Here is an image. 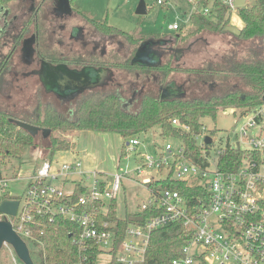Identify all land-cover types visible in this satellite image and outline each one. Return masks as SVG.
I'll use <instances>...</instances> for the list:
<instances>
[{"label":"built area","instance_id":"obj_1","mask_svg":"<svg viewBox=\"0 0 264 264\" xmlns=\"http://www.w3.org/2000/svg\"><path fill=\"white\" fill-rule=\"evenodd\" d=\"M169 0H155L163 5ZM191 7L188 17L198 13L212 19L218 11L226 10L237 14L235 0H185ZM171 31L180 30L177 24L169 26ZM234 113V109H225ZM241 117L247 119L240 128L235 145L227 142L214 148V139L205 133L195 137L200 162L187 157L183 142L174 147L170 142L162 146L153 156H143L137 172L142 176L146 170L155 176L143 179L144 187L150 182H179L190 191L181 194L171 189L147 188V200L138 206L139 211L147 210L153 215L142 226H129L115 252L116 264H135L143 261L151 232L181 223L191 235L181 249V256L171 264H197L201 259L205 264H264V105L240 110ZM172 125L187 132L185 125L177 119ZM211 139L206 144L205 139ZM139 139L126 143L127 150H135ZM227 150L245 152L241 164L234 171L219 168V157ZM255 154L259 157L253 158ZM79 157L72 160L43 161L27 177L23 191L24 203L14 216L0 214L6 218L16 234L26 243L35 240L31 229L37 218L46 217L51 222L62 217L77 226L78 233L72 243L85 252L96 245L108 252L115 245L114 224L99 218L106 214V207L88 209L89 205L116 201L128 173L112 175L110 183L101 180L100 173L83 168ZM73 183L65 192L62 185ZM83 189L74 200V183ZM61 184V185H60ZM9 181L0 178V192L7 190ZM117 209V208H116ZM116 217L117 214H116ZM78 264H85L79 262Z\"/></svg>","mask_w":264,"mask_h":264},{"label":"trees","instance_id":"obj_2","mask_svg":"<svg viewBox=\"0 0 264 264\" xmlns=\"http://www.w3.org/2000/svg\"><path fill=\"white\" fill-rule=\"evenodd\" d=\"M16 0H0L4 6H12ZM252 4H246L237 8V16L242 22L239 28L240 35L234 36L239 41L264 43V0H251ZM214 18H204L200 14H193L187 26L178 30L174 35L173 45L184 47L188 38L199 36L203 32L217 34L228 33L225 27L230 26L227 11H218ZM84 16V15H83ZM92 25L97 27L103 34H113L124 37L132 45L137 46L145 40L142 34L130 35L109 26L105 21H95L86 16ZM188 29V30H187ZM182 30H187L182 34ZM147 35L146 37H148ZM181 62V61H180ZM179 62V63H180ZM224 67L218 68H183L172 61H166L158 71L161 72V81L164 84L173 73H191L192 80L187 81L190 85L201 82L208 85L218 83L226 87L223 95L212 96L207 100L182 99L161 101L158 94L142 93L130 109L123 108L122 100L118 95L107 94L104 96L90 94L80 98L74 103L71 117L65 116L49 104L37 105L33 115L18 118L10 113L0 111V166H11L12 161H17L18 166L24 156L30 150L40 148L38 155L40 163L52 157L59 151H67L73 144L65 143L53 136L54 132L84 131L98 134H115L129 141L148 132L154 127H159L160 135L168 138L180 139L186 148L187 157L200 162L199 150L195 137L202 133L201 119L210 116L215 117L220 109L247 110L256 106L264 105V60L260 62H237L229 55L225 59ZM211 65V64H210ZM200 72V76L196 77ZM210 79H204V75ZM215 75L216 77H212ZM235 79V83L226 85L227 80ZM244 86L245 89L241 90ZM185 87V82H184ZM186 90V88H185ZM243 97V99H242ZM137 106L134 111L133 108ZM177 119L185 125L188 131H182L172 125L171 121ZM15 121H22L40 130L48 129L51 133L43 138L39 133L31 136L25 130L17 127ZM125 153L124 147L121 155ZM248 157L245 152L227 150L219 157V168L223 171H234L239 167L243 158ZM259 157L255 154L253 158ZM40 163L38 165H40ZM37 165V167H38ZM2 178V177H0ZM15 178V177H14ZM4 179H7L4 177ZM147 188L171 189L187 194L190 191L179 182L167 181L150 182ZM83 189L77 182L74 183L73 198L77 199ZM19 201L18 196L8 193L7 190L0 192V204L4 201ZM106 207V214L99 218L114 224L115 245L108 252L101 251L96 245L82 252L72 243L78 233L77 226L62 217H55L51 222L46 217L37 218L34 225L27 226L31 229L35 240L26 241L31 259L34 264H103L105 256L109 258L106 264L115 263V252L125 236V229L129 226H142L153 213L147 210H128L122 217H116V203L110 201L108 205L97 203L89 205L88 209ZM2 218V216H0ZM191 235L184 229L181 223H174L167 227L157 229L150 234L143 261L135 264H171L172 260L181 256L182 247L188 242ZM197 264H205L197 259Z\"/></svg>","mask_w":264,"mask_h":264},{"label":"rangeland","instance_id":"obj_3","mask_svg":"<svg viewBox=\"0 0 264 264\" xmlns=\"http://www.w3.org/2000/svg\"><path fill=\"white\" fill-rule=\"evenodd\" d=\"M141 0H72V6L74 12L84 15L95 21H105L109 26L118 29L119 31L130 34L144 35L145 39L148 38H163L177 35L176 31H171L169 26L177 24L181 29L187 26L188 17L191 12V7L185 2V0H169L163 5L156 4L155 0H142L146 5V13L142 16L136 15V8ZM251 0H246V6L251 5ZM80 15H74L70 22L74 24L87 23ZM83 16V17H84ZM230 26L240 28L242 22L235 13H231L228 16ZM88 26V24H87ZM47 31L49 27L47 26ZM188 30V29H187ZM187 30H182V34H185ZM92 32V30H89ZM49 33V32H48ZM149 35L148 37H146ZM53 40L57 39L56 35H53ZM173 39V37L171 38ZM116 40L120 44L125 45V52L129 54L131 59L133 51L136 46L127 45V42L122 36H116L114 44H107L106 56L104 59L107 61H122L118 57H114L113 50L116 48ZM104 43H101L102 45ZM192 44L190 50H186L189 45ZM1 45V41H0ZM54 52L57 54L56 45L54 43ZM1 48V46H0ZM183 58L178 63L183 68L205 69L218 68L220 64L225 62V59L230 56L239 62H260L264 60V43L262 42H247L239 41L234 35L229 33L217 34L211 32H203L199 36L188 38L187 44L184 46ZM61 51L64 50V46L60 47ZM5 53V50H3ZM109 54L112 55L109 59ZM124 55V53H121ZM103 55V50L99 53ZM13 65H19V53L18 49L13 52ZM119 56V55H118ZM97 57V56H96ZM121 57V56H119ZM114 58V59H112ZM164 63L168 61L163 58ZM122 63L120 66L115 67V78L112 81L119 83L116 87L109 86V88L101 90L95 88L94 90H101L98 95L104 96L109 92H113L124 103L129 97L131 91L128 90V85L135 80L136 74L139 77L140 83L145 74L140 69H129L128 61ZM163 63V64H164ZM175 64V62H173ZM211 64V65H210ZM213 67V68H212ZM200 72L196 77H199ZM204 75V74H203ZM193 75L191 73H173L169 76L168 80H174L177 84L184 85L185 93H187L188 99H203L207 100L212 96L223 95L226 92V87H221L218 83H209L208 85L201 82H196L190 87L187 81L192 80ZM208 75H204V79L208 78ZM212 77H216L213 75ZM227 80L226 85H232L235 83V79ZM151 85V81L148 80ZM129 84L127 85V83ZM144 82V81H143ZM19 87L12 81L10 75L0 73V111L20 114H31L36 106V99H46L45 94L36 82V79L28 78L20 80ZM138 85V84H137ZM149 88V86H148ZM152 88V86H151ZM154 89V88H152ZM245 87L242 86L241 90ZM155 91V90H154ZM151 93L156 94V91ZM88 93H85L83 97H86ZM186 96V94H185ZM184 96V97H185ZM50 98V97H49ZM52 99V98H51ZM73 104V103H72ZM137 106L133 108L135 111ZM228 110V109H227ZM65 116L71 117L72 113L69 112ZM241 112L238 109H234V113H227L225 110L220 109L217 111L215 117L207 116L201 119L202 128H205V133L210 135L214 139V148L224 146L227 142L235 145L238 141L240 128L243 127L247 119L241 117ZM84 131H68V132H54L53 136L58 140H63L65 143L73 144V147L67 151L57 152L55 158L57 160H68L70 153L74 156H79L82 161L83 168L93 170L101 174V180L110 183L112 175L128 173L127 178L123 179L120 193L114 201L116 208L120 207L121 211L125 210V205L128 210H136L138 206H141L143 202L147 200L148 192L146 187L143 186L142 181L145 178L155 176L154 171L146 170L144 175H140L137 172V168L140 166V159L143 156H153L157 150L164 146L167 142H170L174 147H177L180 142L177 138H168L160 135L159 127H154L148 132L136 137L139 139V145L135 146V150H127L126 143L121 137L115 134H89L81 133ZM124 147L125 153L121 155ZM40 148H36L27 152L24 156L22 163L18 166V162L12 161L13 169L11 166H0V177L7 178L9 181L8 193L19 197L21 206L24 203L23 191L26 185L27 177H29L40 163L38 155L41 153ZM77 154V155H76ZM53 158V157H52ZM63 158V159H61ZM15 177V178H14ZM61 185V184H60ZM73 187V183L66 182L62 185L65 192H68ZM264 221V216H263ZM107 256L103 259V264L108 262ZM0 264H23L17 259L12 248L5 245L0 250Z\"/></svg>","mask_w":264,"mask_h":264},{"label":"flooded vegetation","instance_id":"obj_4","mask_svg":"<svg viewBox=\"0 0 264 264\" xmlns=\"http://www.w3.org/2000/svg\"><path fill=\"white\" fill-rule=\"evenodd\" d=\"M56 1L57 0H16L12 8L5 11L3 17L4 22L0 27V73L10 75V78L12 81H15L18 87L20 80L28 78L36 79V82L46 96V99H36V106L30 115L27 113L20 115L10 114L18 118L29 117L34 114L38 104L44 103L53 106L59 112L69 116V112L73 114L74 103L80 100L85 93L90 95L93 94V92L105 91L109 86L116 87L119 85V83H112L115 78L114 68L120 66L122 63H127L126 61H128L127 67L129 69L133 70L137 68L142 70L145 74L148 73V75L144 77V82L142 81L140 83V76L136 74L134 82L130 84L129 82L127 83V85L129 84L128 90H130L131 93L130 97L122 103L123 108L130 109L133 103L137 101V98L144 92L151 93V91H156V94H158L160 98L161 90L167 84L174 83L176 89L182 85L177 84L173 79L163 84L161 81V72L158 71L160 66L164 63L163 58L166 57L169 61L175 62V64L179 63L183 58V56L180 57L181 59L178 58V52L185 48L173 45L174 36H169L165 39H163L164 37L159 39L151 38L154 41H161V43L156 44V46H153L149 51L143 50L142 54L148 55V52H151L152 57L159 58L160 65L158 67L139 65L148 63L144 61V58L141 57L142 55L135 60L137 63L132 64V60L141 42L136 46L130 59L129 54L125 52V45L120 44V42L116 40L117 49L113 50V56L122 59V61H107L104 59V56L107 55L105 46L107 44L113 45L114 39H116L118 35L103 34L97 27L92 25L87 18L74 12L72 0H69V13L56 6ZM75 14L80 15L87 23L74 24L70 22ZM47 26L49 27L48 31L46 30ZM89 30H92V32ZM53 35L57 36L56 40H53ZM172 37L173 39H171ZM125 41L127 45L133 46L126 39ZM24 42L25 47L23 48ZM54 43L58 51L57 54L54 52ZM101 43L104 44L100 45ZM63 46L64 50H59L60 47ZM16 49H18L19 53V65L17 66L13 65L12 62L14 57L13 52ZM3 50H5V53H3ZM102 50L103 55L100 56L99 53ZM121 53H124V55ZM111 56L112 55L109 54V59ZM48 67H53L54 69L63 67L75 72H82V70L86 68L101 70L103 75L107 72L105 76H107L108 80H103L101 86L95 87L101 89L99 91L94 90L95 88L85 90L73 100L65 101L60 99L58 95H56V92L47 93L44 89L41 83L40 73L43 69ZM148 80H153L150 82L151 85ZM151 86L154 89H152ZM182 86L184 88V85ZM91 90H93V92L89 94ZM108 94L117 95L113 92H109Z\"/></svg>","mask_w":264,"mask_h":264},{"label":"water","instance_id":"obj_5","mask_svg":"<svg viewBox=\"0 0 264 264\" xmlns=\"http://www.w3.org/2000/svg\"><path fill=\"white\" fill-rule=\"evenodd\" d=\"M56 2V6L62 8L63 11L69 13V0H57ZM235 4L238 7H243L246 4V0H235ZM145 13L146 5L141 0L136 8V15L142 16ZM225 31L234 36L240 35V30L234 26L225 27ZM25 42L23 44V48L25 47ZM160 43L161 41H154L151 38L141 42L135 53V57L132 60V64L137 63L135 62V60L137 59V57L142 55L141 57H143L144 61L148 63H142L139 65L148 67H158L160 65V60L158 57H152L151 52H148V55L142 53L143 50L149 51L153 46H156V44ZM191 47L192 44L189 45L186 50H190ZM183 53L184 50H180L178 52V58L182 57ZM105 73L103 75V72H101V70H93L91 68H86L82 70V72H75L65 69L63 67H57V69H54L53 67H48L46 69H43L40 74L41 83L47 93L56 92V95H58L60 99L70 101L78 95L82 94L85 90L101 86L103 80H108L107 76H105ZM185 94V89L182 85L176 89L174 87V83H169L161 90L160 100H178L184 98ZM15 124L17 125V127L25 130L31 136H36L40 133L43 138H47L48 135L51 133V131L48 129L40 130L35 126H32L22 121H15ZM205 142L206 144H210L211 139L209 137H206ZM17 207V200L4 201L0 204V214L14 216L16 214ZM5 245H8L12 248L17 259L23 264H34L31 259L27 244L16 234L10 222L6 218L0 220V250Z\"/></svg>","mask_w":264,"mask_h":264},{"label":"crops","instance_id":"obj_6","mask_svg":"<svg viewBox=\"0 0 264 264\" xmlns=\"http://www.w3.org/2000/svg\"><path fill=\"white\" fill-rule=\"evenodd\" d=\"M9 8H12V6H10V5H8V6H4V5H2V4L0 3V27L3 25V22H4L3 17H4V14H5V11H7V9H9ZM81 133H85V132H81ZM86 133H87V132H86ZM88 133H89V134H90V133H91V134H95V133H93V132H88ZM69 155H70V157H68V158H69L68 160H72L73 157H75L74 154H72V153H70ZM76 155H77V154H76ZM55 156L57 157V156H59V155H55ZM77 157H79V156L77 155ZM61 159H63V158H61ZM87 168H89V167H86V169H87ZM25 186H26V185H25ZM125 208H126V205H125ZM118 209H119V211H121L120 207H118ZM118 209H116V214H117V216L120 218V217H122L123 214L125 213V210H123L122 213L119 214Z\"/></svg>","mask_w":264,"mask_h":264}]
</instances>
